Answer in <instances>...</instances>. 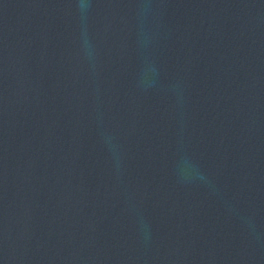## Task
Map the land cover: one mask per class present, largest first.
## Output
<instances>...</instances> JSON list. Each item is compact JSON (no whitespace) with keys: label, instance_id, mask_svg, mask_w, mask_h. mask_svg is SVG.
I'll use <instances>...</instances> for the list:
<instances>
[{"label":"water","instance_id":"obj_1","mask_svg":"<svg viewBox=\"0 0 264 264\" xmlns=\"http://www.w3.org/2000/svg\"><path fill=\"white\" fill-rule=\"evenodd\" d=\"M0 264H264V0H0Z\"/></svg>","mask_w":264,"mask_h":264}]
</instances>
